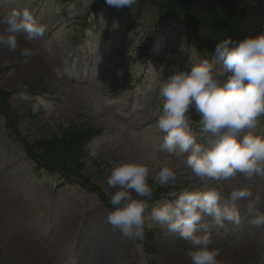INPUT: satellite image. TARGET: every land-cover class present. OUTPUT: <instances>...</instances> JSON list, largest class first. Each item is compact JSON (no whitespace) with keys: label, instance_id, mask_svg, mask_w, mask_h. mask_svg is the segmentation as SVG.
I'll use <instances>...</instances> for the list:
<instances>
[{"label":"rangeland","instance_id":"1","mask_svg":"<svg viewBox=\"0 0 264 264\" xmlns=\"http://www.w3.org/2000/svg\"><path fill=\"white\" fill-rule=\"evenodd\" d=\"M90 2L0 0V15L27 9L46 28L43 38L31 43L18 37L15 54L0 47V90L8 94L0 103V264H191L189 246L149 227L147 219L157 203L171 201L172 192L198 183L184 165L188 153L160 150L157 90L174 70L190 71L193 59L215 60L217 43L251 37L240 28L253 9L264 15V0H248V17L231 29L222 24L224 9L197 22L188 4L177 6L178 0H137L131 9ZM259 28L257 36L264 34V21ZM24 48L39 58V69L25 62ZM219 67L216 60L214 68ZM188 119L199 143L194 106ZM76 133L88 139L63 170L41 154V143L59 139L51 154L60 153L54 160L63 161L75 150L63 137ZM252 134L264 138V116ZM127 161L142 162L151 171L154 197L143 240L125 238L106 222L113 191L107 179ZM164 166L174 169L175 187L154 183ZM247 183L237 177L216 186L221 202ZM251 191L264 202V181ZM237 207L240 230L228 223L213 228L212 246L223 256L246 241L256 252L250 262L264 264V227L255 236L244 202Z\"/></svg>","mask_w":264,"mask_h":264},{"label":"clouds","instance_id":"2","mask_svg":"<svg viewBox=\"0 0 264 264\" xmlns=\"http://www.w3.org/2000/svg\"><path fill=\"white\" fill-rule=\"evenodd\" d=\"M136 3L105 0L106 6L116 9H131ZM0 25V47L13 54L19 49L18 37L31 43L42 39L46 31L27 9L0 15ZM32 55L28 48L21 50L25 62ZM215 57L211 62L193 59L190 71L174 70L157 90L162 106L157 122L163 133L160 150L188 153L184 165L198 183L192 190L172 192L171 201L157 203L147 219L149 227H158L189 246L191 264H220V252L212 246L210 232L225 223L240 230L237 205L242 202L251 227H264V213L258 211L260 196L251 191L258 180L264 181V138L252 134L264 116V34L238 42L225 39L217 43ZM216 60L219 68H214ZM193 106L200 117L199 143L188 119ZM37 111L34 109V114ZM150 175L144 163L127 161L114 167L107 179V187L113 191L106 222L125 238L145 237V213L154 197L148 183ZM237 177H243L247 185L232 190L228 202L222 203L216 186ZM176 182L175 171L168 166L161 167L154 177L160 188L175 187Z\"/></svg>","mask_w":264,"mask_h":264},{"label":"trees","instance_id":"3","mask_svg":"<svg viewBox=\"0 0 264 264\" xmlns=\"http://www.w3.org/2000/svg\"><path fill=\"white\" fill-rule=\"evenodd\" d=\"M169 1V0H167ZM179 3H177V6H183V4H188V7L194 16V18L197 20V22H201L202 20L208 21L207 19L211 17V19H214L218 13H222L221 10H225L226 15L224 18H222L223 25L227 26L231 29V26H234L235 23L239 22L242 24L243 17L246 16L245 13L251 10V7L249 6L248 0H178ZM172 6V5H171ZM249 7V9H248ZM173 8V6L171 7ZM252 16L250 18V21L245 22L244 28L242 29L241 34L244 35H252L251 37H256V34H259L260 25L264 21V15L260 14V12L256 10H252V13L249 12ZM210 19V20H211ZM240 34V33H238ZM215 53V52H213ZM8 99V94L4 91L0 90V103L2 101H6ZM64 140H67L66 142H74V151L69 155L68 158H65L59 161H56L54 159H58L60 157V153H52L51 150H53V146L57 143H59V139H56L54 141L44 142L41 143L40 146L42 147L41 154L51 161L58 162L59 165L57 169H64L66 168L67 164L71 163L74 158L76 157V154L80 150V147L84 145L86 142L87 136H84V134H77L76 135H68L63 137ZM54 151V150H53ZM46 154H50L47 156ZM55 154V155H54ZM58 155V156H56ZM100 195V194H98Z\"/></svg>","mask_w":264,"mask_h":264},{"label":"bare ground","instance_id":"4","mask_svg":"<svg viewBox=\"0 0 264 264\" xmlns=\"http://www.w3.org/2000/svg\"><path fill=\"white\" fill-rule=\"evenodd\" d=\"M36 57V55H32L27 60L28 63L31 65L32 68H38L40 67V60ZM264 196V193H262ZM259 210L264 209V202L261 200L259 205ZM258 210V211H259ZM253 228V227H252ZM253 233L256 235H261L263 230L262 228H253ZM228 251L223 252V256L220 254L218 259L222 260V264H252L251 259L255 257L256 252L253 250V248L249 247V244L245 241L241 244V247L239 249H227Z\"/></svg>","mask_w":264,"mask_h":264}]
</instances>
